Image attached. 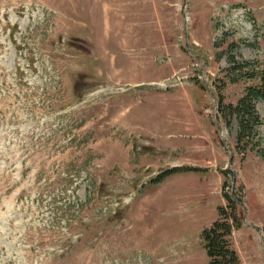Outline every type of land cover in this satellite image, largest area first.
<instances>
[{"label": "rangeland", "instance_id": "obj_1", "mask_svg": "<svg viewBox=\"0 0 264 264\" xmlns=\"http://www.w3.org/2000/svg\"><path fill=\"white\" fill-rule=\"evenodd\" d=\"M181 1L0 0V264H206L200 230L225 206L235 264H264V97L231 111L264 84V0ZM182 47L208 163L174 133L179 103L169 122L141 94Z\"/></svg>", "mask_w": 264, "mask_h": 264}, {"label": "trees", "instance_id": "obj_2", "mask_svg": "<svg viewBox=\"0 0 264 264\" xmlns=\"http://www.w3.org/2000/svg\"><path fill=\"white\" fill-rule=\"evenodd\" d=\"M262 76L263 75H261L260 80L263 81ZM261 86L262 88L260 89L255 88V86L248 87V90H246V96L239 98L236 106H231L233 107L231 111H235L236 113L240 112L243 116L250 115L251 113L247 107L249 103L247 99H249V94L254 91L259 93L261 97H264V84ZM232 204L234 209L235 204L233 202ZM221 211H223V209ZM223 216L224 211L221 214V218L219 217L208 227H204L201 231V238L203 245L205 246V252L207 258H209L207 264H235L237 262V256L230 248L229 244H227V235L231 232L229 228L230 224L223 218Z\"/></svg>", "mask_w": 264, "mask_h": 264}, {"label": "crops", "instance_id": "obj_3", "mask_svg": "<svg viewBox=\"0 0 264 264\" xmlns=\"http://www.w3.org/2000/svg\"><path fill=\"white\" fill-rule=\"evenodd\" d=\"M156 22H158V18H159V12H158V8L156 9ZM185 89L184 88H171L170 92H158V93H154L151 91H147V93H145V97H147L152 104L158 102V100H160L161 98L164 100V108L167 109V116H168V121L170 122L171 116H170V106L171 103L170 101H174L179 103L181 111L182 112H186L188 115V118H186L182 123H178V128H180L179 132H174L178 135V137L181 138H185L183 136L180 135H187L188 137H191L192 139H196L197 143L195 144L194 149L197 150L200 148V151L203 153V155L205 156L207 162L208 160H211L210 155H212V153L209 150V143L211 140H209V138L211 139V132L207 131V133H196V134H191V131L187 132V129H191V124L193 121L197 123V118H194V111H196V105L198 104V102H196V100L193 98L191 92L189 90V96L184 94ZM194 100V101H193ZM196 102V103H195ZM194 118V119H192ZM191 119V120H190ZM188 133V134H187ZM167 136L170 137V133L166 134ZM199 135V136H198ZM201 136V137H200ZM199 137V138H198ZM204 137V138H202ZM201 138V139H200ZM205 139V140H204ZM212 146V144H211ZM216 159V157H214ZM174 162H179V161H174ZM211 162V161H209ZM178 164V163H177Z\"/></svg>", "mask_w": 264, "mask_h": 264}]
</instances>
